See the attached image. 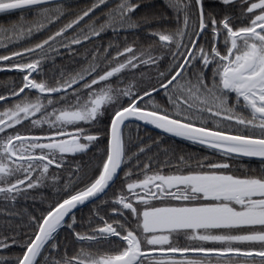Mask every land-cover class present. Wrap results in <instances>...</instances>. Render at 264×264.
<instances>
[{
    "label": "snow or ice",
    "instance_id": "snow-or-ice-1",
    "mask_svg": "<svg viewBox=\"0 0 264 264\" xmlns=\"http://www.w3.org/2000/svg\"><path fill=\"white\" fill-rule=\"evenodd\" d=\"M0 15V264H264V0Z\"/></svg>",
    "mask_w": 264,
    "mask_h": 264
},
{
    "label": "trees",
    "instance_id": "trees-1",
    "mask_svg": "<svg viewBox=\"0 0 264 264\" xmlns=\"http://www.w3.org/2000/svg\"><path fill=\"white\" fill-rule=\"evenodd\" d=\"M89 2L90 0H73V5L74 7H83V6H86ZM157 3H159V0H157ZM7 19H9L7 16L0 15V23L5 22ZM58 63H60V61H58ZM64 63H67V61H64ZM11 80H18V77H15L14 73L0 72V91L4 90L5 87H10L11 85L9 84V81ZM169 144H172V145L179 144L181 148H185V150L187 151H195V149L188 147L186 144L180 143L178 139L169 141ZM167 146L168 145H164V147H167ZM85 159H87V157ZM35 196H36L35 205H33L31 198H29L27 205H21V206H35L37 208L40 207V198L42 196H48V192L40 191V192L35 193ZM48 202L50 201H45V206ZM84 214L85 216H87L88 214L87 209H85ZM64 235L65 234L63 233L61 234V239H63Z\"/></svg>",
    "mask_w": 264,
    "mask_h": 264
},
{
    "label": "flooded vegetation",
    "instance_id": "flooded-vegetation-1",
    "mask_svg": "<svg viewBox=\"0 0 264 264\" xmlns=\"http://www.w3.org/2000/svg\"><path fill=\"white\" fill-rule=\"evenodd\" d=\"M15 77H18V76L15 75ZM18 79H19V77H18Z\"/></svg>",
    "mask_w": 264,
    "mask_h": 264
}]
</instances>
